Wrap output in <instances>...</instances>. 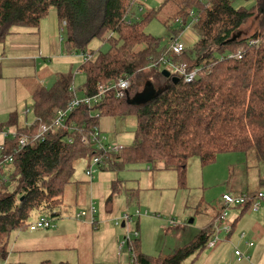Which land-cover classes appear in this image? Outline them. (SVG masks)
<instances>
[{"label": "trees", "instance_id": "16d2710c", "mask_svg": "<svg viewBox=\"0 0 264 264\" xmlns=\"http://www.w3.org/2000/svg\"><path fill=\"white\" fill-rule=\"evenodd\" d=\"M134 1L0 0V45L15 29L39 32L42 21L55 10L66 30L62 47L67 55L89 53L95 40L109 46L95 56V61L79 66L86 78L81 97H93L100 86L121 79L131 84L125 98L110 93L92 109L82 105L71 113L66 129L55 128L45 141H32L19 150L21 137L34 134L41 124H51L57 110L80 97L73 74H61L51 90L42 87L35 91L33 128L22 124L17 113L10 116L7 125H0V131L16 128L20 134L7 140L0 151V162L13 155L7 170L0 169V182L3 172L9 171V179L0 184V258L8 256L11 234L29 228L37 214L42 218L52 212L53 218L59 217L53 212L62 206L78 160L91 163L97 157L100 169L112 171H120L129 163L162 165L163 170L178 171L182 185L188 162L194 157L207 166L220 154L255 151L264 162V0H255L251 10L236 9L230 0H181L177 13L169 19L186 24L194 12V30L199 34L193 50L181 56L162 48L161 42L146 31L158 18L159 10H147L129 24L125 21ZM250 23L253 30L248 35L243 30ZM163 24L169 28L168 21ZM180 31L173 39L180 36ZM239 54L240 59L236 58ZM163 61L186 65L189 74L198 70L197 76L186 83L173 74L179 78L174 84L162 74L166 70ZM149 83L158 96L141 105L131 104L129 100ZM129 116L137 119L134 143L129 148L94 155L92 146L82 144L84 135L100 129L102 119ZM119 190L114 183L112 194ZM246 210H250L249 205L243 212ZM214 234L211 226L173 254L159 257L142 254L136 242L130 251L132 264H185L195 253L208 248Z\"/></svg>", "mask_w": 264, "mask_h": 264}, {"label": "rangeland", "instance_id": "374dc122", "mask_svg": "<svg viewBox=\"0 0 264 264\" xmlns=\"http://www.w3.org/2000/svg\"><path fill=\"white\" fill-rule=\"evenodd\" d=\"M180 1L135 0L127 18L137 21L145 11L159 10L158 18L148 25L146 31L161 42L162 48H169L174 33L181 32L177 21L169 19L177 13ZM230 1L236 9L251 10L256 4L255 0ZM162 21H168L169 28ZM43 23L35 35L29 34L27 29H15L14 34L0 45L2 79L7 81L12 106L18 109L27 107L29 123L34 121L35 107L34 99L28 94L31 83L43 82V88L51 90L61 74L71 73L80 97L86 84L85 76L79 71L81 54L71 55L74 59L67 60L66 65L62 63L66 62L64 59L45 63L47 58L65 57L66 53L61 44L58 55L50 53V41L45 37L49 35ZM249 30H253L252 23L243 31L248 34ZM65 37L66 30L60 25L57 42ZM20 38L25 44L32 45L35 56L32 59L38 60L35 64L34 61L24 62L23 56L11 63L8 60L14 58L3 53L6 43V48L10 47L8 41ZM180 38L191 52L199 34L188 30L182 32ZM108 47L95 40L88 52H94L96 56L106 52ZM5 58L8 60L4 61ZM10 116L0 125H7ZM136 127L135 116L116 119L110 130L103 133L105 143L129 148L134 143ZM6 130L15 134L16 128L5 127L0 133ZM91 166L92 162L87 159L75 162L72 184L66 187L61 208L53 212L59 217L55 220L52 212L45 214L55 220L57 229L31 232L26 228L13 232L7 248L8 256L0 258V264H132L130 249L136 242L142 254L148 257L170 255L213 226L216 219L213 217L222 208L224 195L264 194V162L259 161L255 151L220 154L207 166L199 157L191 158L184 185L176 170L138 163H129L120 171L102 170L96 166L93 180H87L86 172ZM2 175L9 179V171ZM114 183L119 186L118 194H112ZM262 206L259 212L231 208L226 222L232 228L231 235L224 225L220 226L218 245L195 253L185 264H264V202ZM93 210L95 224L91 222ZM138 212L143 216L138 217ZM82 213L87 217L78 219ZM41 215L37 214L31 223H37ZM125 217H131V220H125ZM123 243L125 245L121 247ZM236 251L241 252L242 257L236 256Z\"/></svg>", "mask_w": 264, "mask_h": 264}, {"label": "built area", "instance_id": "2783aa9c", "mask_svg": "<svg viewBox=\"0 0 264 264\" xmlns=\"http://www.w3.org/2000/svg\"><path fill=\"white\" fill-rule=\"evenodd\" d=\"M127 16L125 18V21L129 24L130 19L128 20ZM196 22H197V19H196V14L194 12L190 14L189 21L186 24H184L183 21L181 20H177V23L181 26L180 28L182 29L183 33L188 30H194V25ZM168 52L176 56H181L184 53H187L188 51H187L185 44L181 41V38L179 36L172 40V42L170 43ZM95 58H96L95 55H92L90 53H82L80 55V60L83 63L93 62L95 61ZM236 58L240 59L241 55L239 54ZM162 64L165 65L166 70H168L172 74V76L173 74H177L180 77L184 78L186 83L193 82L198 73V70H195L189 74L187 73L186 65L177 66L171 61L166 62V64H164V61H163ZM130 88H131L130 82L128 80L121 79L114 83L100 86L98 89L97 95L93 97L76 96V98L71 103L67 104L64 109H60L55 112V115L53 117V122L51 124H41L39 125V128L33 134V136L29 134V135H24L23 137H21L19 139V150L28 146L32 141L34 142L45 141L47 135L55 128L66 129L67 128L66 124H67V120L69 119V116L71 115L72 112H74L76 109H78L82 105H86L89 109H92L98 103H100L107 94H110V93H115L116 97L119 99L125 98L128 95V91L130 90ZM27 116H28V110L24 113V119L26 123L25 126L28 129H31L34 127L36 121L34 120L32 123L31 122L29 123ZM98 117H99V114L96 115V118ZM14 133L15 134L11 133L9 130H6L5 132L0 133V151L4 150L7 140L17 139L18 131L15 130ZM69 141L72 142V139H69ZM81 142L86 147L92 146L94 148V152H93L94 155H97L98 153H103L104 155H107L109 153H118L119 151L123 149V147L119 145H115V146L107 145L105 143V139L103 138V133L100 129H97L91 135H86V136L84 135L81 139ZM12 162H13V155L4 157L3 160L0 162V169L7 170L8 166L12 164ZM91 162H92V166L89 168L86 174L90 180H93L94 171H95L94 167L96 166L98 167L101 163V160L97 157H94ZM6 180L7 179H5V177H2L0 184L2 182H6ZM263 202H264L263 193L254 194V195L249 194V195L240 196V197L224 195L223 196L224 207L222 208L223 210L222 212H220V214L216 217V219L213 222V227H214L216 238L209 243L208 248H213L217 244L218 235L221 233L220 226L224 225L229 235L232 233L231 227H229L226 223L227 218H228V211L231 210V208L244 209L246 208V206L249 205L250 210H253L254 212H259L263 207L262 206ZM95 214L96 213L93 210L91 213L92 224H95ZM137 216L141 217L143 215L138 212ZM77 217L78 219L86 218L87 214L82 213L81 215H78ZM125 220H131V217H125ZM55 228H56L55 220H51L48 217H42L38 220L37 223H33L29 227V230L32 232H35V231H40V230H53ZM124 245L125 243H123L121 247H123ZM236 256L242 257L241 252L236 251Z\"/></svg>", "mask_w": 264, "mask_h": 264}, {"label": "crops", "instance_id": "0c3cea01", "mask_svg": "<svg viewBox=\"0 0 264 264\" xmlns=\"http://www.w3.org/2000/svg\"><path fill=\"white\" fill-rule=\"evenodd\" d=\"M42 22H44L43 25L45 24L47 27V34L49 36L46 35L45 37L48 38L50 41V49H51L50 53L53 55H58V49H60L59 44H61V46H62V39L59 41V43L57 42V37H58L59 29H60V22L58 19L57 12L55 10H51L48 17ZM27 31L29 32V34L35 35L34 32H31L29 30H27ZM22 32L23 31H21V34H22ZM17 41H19V42H17ZM8 42H10V47L8 46L6 48V45H7V43H6L3 53H5V52L9 53L8 55L12 56V58H14V59L8 60L5 58L4 61L8 60L9 62L12 63V62L16 61L15 60L16 58H21L22 56L25 57L24 59H22L24 62L34 61V64H35L38 61L36 58L32 59L33 57H35V56H33V47H32V45L25 44L23 38H20L18 40L17 39H11ZM39 53H40V55L42 54L40 49H39ZM63 59L66 62H62ZM73 59L74 58H72L71 55L65 54V57H61V58H58V56L52 57L50 59L47 58L48 61H46L45 63L47 64L51 61L57 60L58 62L65 63V65H66L69 63V61H67V60L71 61ZM5 71H6V64H5ZM42 87H43V82H41L40 84L31 83L29 88H28V90H29L28 94H30L31 97L33 98L35 91L38 90L39 88H42ZM26 111H27V107L22 108V109H18V107L14 106V105L12 106V101L9 97V90H8L7 81H5L4 79L1 78L0 79V122L3 121L8 115H13V114L17 113L20 116V121H22V124H26L25 119H24V113ZM34 120H35V117H34ZM114 121H116V119H112V118L102 119L101 125H100V130L102 131V133L105 134L106 130L109 131L111 126L114 124ZM160 167L162 169L163 166L160 165ZM86 176H87V174H86ZM87 180H90L88 178V176H87ZM223 207H224V205L222 203V208ZM222 208L220 209V211L222 210ZM236 209H240V208H236ZM243 211H244V209H242V212ZM219 212L216 213V215L213 217V219H215V217L218 215ZM55 218H57V217H55ZM55 226H56V228H55V230H56L57 229V223H55ZM35 232H38V231H35ZM113 245H114V242H113ZM217 245L218 244H216L211 249H214Z\"/></svg>", "mask_w": 264, "mask_h": 264}, {"label": "water", "instance_id": "95a60500", "mask_svg": "<svg viewBox=\"0 0 264 264\" xmlns=\"http://www.w3.org/2000/svg\"><path fill=\"white\" fill-rule=\"evenodd\" d=\"M162 74L167 78H171L174 84H177L179 82V78L172 76V74L168 70L162 71ZM158 94L159 93L155 92L153 86L149 83L142 93L138 94L132 100L130 99L129 101L133 105H141L154 99L158 96Z\"/></svg>", "mask_w": 264, "mask_h": 264}, {"label": "bare ground", "instance_id": "6f19581e", "mask_svg": "<svg viewBox=\"0 0 264 264\" xmlns=\"http://www.w3.org/2000/svg\"><path fill=\"white\" fill-rule=\"evenodd\" d=\"M235 225V224H234ZM232 229V228H231Z\"/></svg>", "mask_w": 264, "mask_h": 264}]
</instances>
